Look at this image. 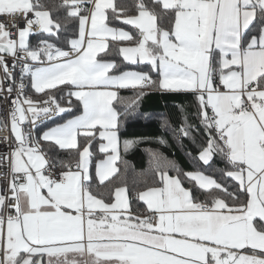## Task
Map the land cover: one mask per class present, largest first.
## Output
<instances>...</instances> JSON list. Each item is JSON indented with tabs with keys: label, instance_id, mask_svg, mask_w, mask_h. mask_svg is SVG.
Segmentation results:
<instances>
[{
	"label": "snow or ice",
	"instance_id": "snow-or-ice-1",
	"mask_svg": "<svg viewBox=\"0 0 264 264\" xmlns=\"http://www.w3.org/2000/svg\"><path fill=\"white\" fill-rule=\"evenodd\" d=\"M60 7L65 23L78 22L67 50L46 40L30 45L36 34L59 39L64 27L42 0H0V101L10 107L0 123L8 149L0 164L8 163L10 177L0 188V264H43L45 257L47 264H78L74 257H87L84 264H264V0H136L135 14L115 0H60ZM164 16L172 27H158ZM109 40L130 42L118 49L123 61L148 71L105 60ZM152 88L197 101L207 132L199 160L210 166L219 155L227 178L183 173L203 200L179 174L168 175L175 166L154 152L150 168L161 186L133 196L126 185L106 183L119 171L121 116L136 115ZM73 99L80 114L34 138L37 121L71 112ZM170 130L190 138L193 126ZM40 141L71 159L55 158ZM94 142L105 158L93 176ZM133 143L125 141L124 151ZM133 200L144 208L134 211Z\"/></svg>",
	"mask_w": 264,
	"mask_h": 264
},
{
	"label": "trees",
	"instance_id": "trees-1",
	"mask_svg": "<svg viewBox=\"0 0 264 264\" xmlns=\"http://www.w3.org/2000/svg\"><path fill=\"white\" fill-rule=\"evenodd\" d=\"M43 3L53 9V19L59 18L64 27L58 33L59 39L55 37H48L47 34H36L29 38L30 45L37 47L39 41L46 40L53 43L56 47L64 50L68 48V40L77 38L78 36V22L72 20L65 23V12L63 7H60V0H42ZM118 5H124L128 10V14H135L134 4L136 0H115ZM158 27L168 29L172 27V23L168 17H160L157 21ZM110 26L119 29H125L130 33L135 30L131 26L125 25L120 21H110ZM131 45L130 42H113L109 41V50L106 54L102 53L101 56L105 60L115 61L118 69L122 71H148L146 65H132L124 62L122 56L119 54L120 46ZM100 57L98 56V59ZM150 75L153 79L156 78V73L151 72ZM65 92L72 86H61ZM29 95L33 99H37L32 89L29 87ZM58 96H65V93H57ZM120 95L123 97H132L134 92L132 90H121ZM66 100V97H65ZM65 100H61L65 104ZM118 107H123L119 105ZM80 114L78 102L73 99V110L64 113L56 120L50 121L38 128V136L47 131L49 128L58 124L66 122L68 119ZM167 121V124H165ZM182 124H190L193 126L192 135L190 138H178L173 135L170 129L179 128ZM83 139V138H81ZM120 139V152L121 157L117 162L119 171L111 178L109 184L111 188L117 186H127L133 193V196L138 191L146 190L150 186H161L159 183V176L155 173L154 169L150 168L151 154L158 153L163 158L171 161L175 166L167 169L168 175H180L185 188L192 189L194 196L203 200L204 196L200 191L193 187V182H190L183 173L188 172H202L218 181L227 179L222 177L221 170L225 168V163L219 155L213 157V161L209 165H204L199 160V152L206 146L207 132L200 124L197 115V101L190 93H163L156 88L146 91L143 99L140 102L137 114L134 116H121V124L119 130ZM163 139L165 143H161ZM125 141H133V146L127 151H124L123 145ZM42 148L49 151V154L58 158L59 160L68 161L71 158L68 156L67 150L61 151L53 147L48 150L47 143L43 142ZM99 143L94 142L92 151L93 156V176L95 172V164L99 160L104 159V154L99 153ZM93 187L96 190L102 191L103 185H99L98 181L94 179ZM137 208L143 209V202L133 200L132 209L135 211Z\"/></svg>",
	"mask_w": 264,
	"mask_h": 264
},
{
	"label": "built area",
	"instance_id": "built-area-1",
	"mask_svg": "<svg viewBox=\"0 0 264 264\" xmlns=\"http://www.w3.org/2000/svg\"><path fill=\"white\" fill-rule=\"evenodd\" d=\"M9 30L11 31L12 29L9 28ZM13 38H15V37H13ZM9 64H11V59H9ZM17 72H18V70H17ZM2 77H3V73L0 72V79H2ZM25 83L26 84H29L28 80H25ZM29 87H30V85H29ZM29 87L26 88V92H27L28 95H29ZM29 96H31V95H29ZM9 111H10L9 105L6 104V103H4L3 101H0V123H7L8 122V113H9ZM59 117H61V116L54 117V118L49 119V120L44 121V122L37 121V127L34 130V132H33L34 138L39 139L38 131L37 130H38V128L41 125H44V124H46V123H48L50 121L56 120ZM25 127L27 128L28 125H25ZM8 131H9V135H10V126H9ZM42 145H43V143H42V141H40L41 148H42ZM7 150H8L7 149V146L5 144H3V143H0V154L5 153ZM9 178L10 177H9V167H8V163L7 162H4V163L0 164V188H3L5 186V184H6V182H7V180ZM57 178H59V177L57 176ZM0 194H3V193H0Z\"/></svg>",
	"mask_w": 264,
	"mask_h": 264
},
{
	"label": "crops",
	"instance_id": "crops-1",
	"mask_svg": "<svg viewBox=\"0 0 264 264\" xmlns=\"http://www.w3.org/2000/svg\"><path fill=\"white\" fill-rule=\"evenodd\" d=\"M86 7H90V5H85ZM121 30H124V31H127L125 29H121ZM110 41V40H109ZM108 41V43H109ZM127 46H133V45H127ZM65 123V122H64ZM63 124V123H62ZM44 141H42L43 143ZM70 258H73V257H70ZM74 259L77 260L78 264H84V262L88 259L87 257H84V258H80V257H74ZM43 264H47V257L44 258V262Z\"/></svg>",
	"mask_w": 264,
	"mask_h": 264
}]
</instances>
